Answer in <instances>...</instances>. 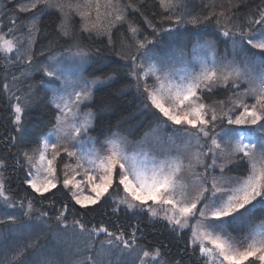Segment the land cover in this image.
Returning a JSON list of instances; mask_svg holds the SVG:
<instances>
[{
  "label": "snow or ice",
  "instance_id": "1",
  "mask_svg": "<svg viewBox=\"0 0 264 264\" xmlns=\"http://www.w3.org/2000/svg\"><path fill=\"white\" fill-rule=\"evenodd\" d=\"M10 3L7 24L0 17V91L15 133L7 143L17 151L0 155V205L47 223L48 212L32 199H15L10 168L24 172L21 183L39 202L54 204L58 190L74 203L62 202L56 214L63 235L42 238L33 226L2 264H184L190 255L198 257L193 264H264V4L237 17L243 0H228L219 11L210 0L203 14H193L187 0H156L159 20L144 17L146 34L129 17L143 16L142 0ZM209 22L214 38L187 28ZM122 27L128 35L117 47L114 30ZM101 38L111 56L90 46ZM192 41L196 63L189 66ZM221 42L230 49L219 53ZM24 81L32 82L19 87ZM221 93L224 99L211 100ZM130 94L139 101L129 117L135 124L102 131L115 112L112 101ZM40 106L55 110L46 132L29 126ZM97 205L136 223L112 222L110 230L76 218V206ZM144 221L166 222L183 255L159 241L141 243ZM22 223L12 213L0 217V225Z\"/></svg>",
  "mask_w": 264,
  "mask_h": 264
},
{
  "label": "trees",
  "instance_id": "2",
  "mask_svg": "<svg viewBox=\"0 0 264 264\" xmlns=\"http://www.w3.org/2000/svg\"><path fill=\"white\" fill-rule=\"evenodd\" d=\"M132 2L139 4L140 0H132ZM209 2L210 0H187L189 10L193 14H203L205 11H207V9H205L203 6L208 4ZM215 3L218 11L220 10L221 4H223L225 8L228 7V0H215ZM261 4H264V0H243L240 9L238 11H234H236L237 17L248 16L251 12L255 11L256 8ZM144 5L147 6L145 7ZM11 7L12 5L10 3V0H0V16L2 15V17H4L5 24H7V15ZM140 7L143 16H141L140 13L130 12L129 17L136 24H138L146 34H150L151 29L148 28L147 23L144 21V17L146 16L149 20H153V13H155V19L153 20V22L158 23L160 10L156 6V0H142V4H140ZM237 22L239 23L242 21L238 20ZM165 26H167V24ZM187 28L190 30L191 27L188 25ZM201 30L206 33L204 39L214 38L213 34L217 32L214 22H209V26L206 28H203V26L202 28H197V32H200ZM48 31L51 32V28H49ZM127 35L128 33L126 32V29L123 27L120 28L118 32L114 30L113 40L116 43L117 47L119 46L122 37ZM102 40L103 38H101L100 40H94L90 46L101 48L104 56H111V52L106 50L105 44L101 42ZM194 42L195 41H192L190 44H188L186 49H188L189 46L192 45ZM203 42V39L199 41V43ZM44 43L46 44L47 41L45 40ZM85 43H88V41H85ZM10 71L14 72L16 75H19V72L15 68L10 69ZM89 71H91V69ZM3 75L4 72L2 70V67H0V80H2ZM37 76H39V74H37ZM9 79H11L10 76ZM31 82L32 81H24V83L19 85V87L23 88L27 83ZM39 95L43 97L44 93L39 92ZM224 98L225 95L221 93L220 95L212 96L211 100H220ZM211 100H208L207 102H211ZM112 104L115 108V112L113 114H109V119L105 120V122L101 126V130L107 131L108 128L111 127L112 130L115 131V126L117 124H121L123 128L132 127L136 121H129V117L132 113H135L137 111V108L139 107L138 99L134 95L130 94L120 100H113ZM54 112L55 110L50 106H40L34 108L32 110V116L29 119V126H38L43 128L45 132L48 131V129L52 126L51 122L54 118ZM11 119L12 112L10 111L8 100L3 94V92L0 91V155L2 156L11 157L17 151L16 148L12 147L7 143L8 137L10 135H15V133L13 132V125L11 123ZM141 134L142 132L134 133V135L131 136L130 139H138ZM91 135L98 136L99 132H92ZM30 146L35 147L36 145L33 143ZM6 175L8 176L10 190L12 193L15 194V199L19 201L27 196L29 199L33 200L35 208L40 209L41 211H47L48 217L46 218L47 223H44L43 221L37 219L35 216H24L23 213L25 209L23 208H5V206L0 205V217H2L5 212H8L20 217L23 222L19 225H0V264L5 261L6 257L10 258L11 250L15 248L18 243H22L24 241L28 230L33 228V226H37L36 230H43L42 238H52L57 230H60L61 234L63 235L64 230L62 228H59L56 223V214L61 208L62 202L64 204H69L70 207L74 203L69 201L68 196L65 192L58 190L56 197L53 198L54 204L51 200H43L42 202H39L37 200L36 194L31 193L27 186L21 183L24 177V172L22 170L10 168ZM75 210L76 218L81 219L82 222L87 221L89 226L103 223L108 226L110 230H114L112 228V222H115L117 225H122L127 221H130L132 224L136 223V220L131 217L127 218L126 221V218L124 217L123 213L113 215L111 205H107L104 208H100V206L97 205L95 211L79 209V206H76ZM72 219V214L68 213L66 222L69 225L71 224ZM256 223L258 224L259 220H257ZM142 227L145 228L147 235L146 237L142 238V240L140 241L141 243H146L147 246L151 244H156L159 241L171 250V255L177 256L178 253L181 256L183 255V242L173 239L166 226V222L159 221L154 226H151L148 225L146 221H144L142 222ZM9 229H11V231H9ZM128 230L130 231V229ZM229 231H231V229H229ZM236 234L237 233H233V235ZM65 239H68L70 241L71 236H66ZM99 239H104V237L101 236ZM169 241L172 242L169 243ZM196 261H198V257L196 255L184 256V264H193V262Z\"/></svg>",
  "mask_w": 264,
  "mask_h": 264
},
{
  "label": "rangeland",
  "instance_id": "3",
  "mask_svg": "<svg viewBox=\"0 0 264 264\" xmlns=\"http://www.w3.org/2000/svg\"><path fill=\"white\" fill-rule=\"evenodd\" d=\"M0 17H2V15L0 16ZM168 26V25H167ZM166 26V27H167ZM191 28H190V30H193V31H196L197 32V29H193L192 28V26L191 25H189ZM259 31V29H258V27H257V32ZM223 40V38L221 37V41ZM196 43V41L192 44V45H190L189 46V48L188 49H185V59L186 60H188L189 61V66H192V65H194L195 63H196V61L193 59V57H194V55H196L195 53H193V51H192V47H193V45ZM204 43V42H203ZM203 43H201V44H203ZM225 47H228L229 49H230V45H225L224 43H220L219 45H218V49H217V51L219 52V53H223L224 52V49H225ZM181 65L178 63L177 64V67H180ZM83 107V106H82ZM86 110V109H85Z\"/></svg>",
  "mask_w": 264,
  "mask_h": 264
}]
</instances>
